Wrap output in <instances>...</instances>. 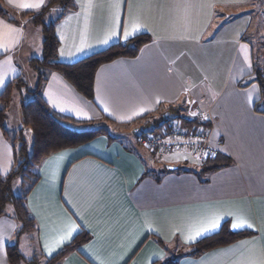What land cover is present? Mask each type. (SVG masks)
<instances>
[{"label":"crops","instance_id":"1","mask_svg":"<svg viewBox=\"0 0 264 264\" xmlns=\"http://www.w3.org/2000/svg\"><path fill=\"white\" fill-rule=\"evenodd\" d=\"M49 1L24 10L18 4L38 0H0L6 11L0 14V43L7 45L0 49V95L16 78L25 83L12 91L0 125V174L14 165L11 137L22 129L27 145L32 142L21 103L36 89L60 115L81 121L106 116L131 128L112 133L113 139L99 135L39 163L38 180L26 196L37 230L17 236L18 223L7 210L0 217V264H10L7 246L14 243L24 258L16 264L30 260L22 252L24 235L30 236L32 257L47 261L81 231L89 239L54 264L165 261L194 243L185 242L191 225L213 214L222 215L221 226L230 229L236 216L243 217L253 227L231 230L253 234L182 256L178 264H264V94L255 80L258 70L264 76V21L249 34L257 19L253 14L263 13L262 7L249 8L252 0H72L73 7L64 10L54 1L44 20L54 22L60 62H75L141 33L150 37L136 56L96 69L89 99L58 71L45 70L40 81L35 61L42 56L43 34L34 15ZM133 25L138 30L125 39ZM7 28L17 32L8 34ZM113 30L116 34L101 43ZM175 107L185 116L189 108L206 113L220 153L216 160L228 164L205 171L202 159L174 153L158 160L137 143L142 130H159L138 119L168 112L173 120ZM132 138L147 153L130 144ZM167 164L178 169L168 171ZM70 222L77 226L72 236L46 251L45 244L51 246Z\"/></svg>","mask_w":264,"mask_h":264},{"label":"trees","instance_id":"2","mask_svg":"<svg viewBox=\"0 0 264 264\" xmlns=\"http://www.w3.org/2000/svg\"><path fill=\"white\" fill-rule=\"evenodd\" d=\"M54 1L62 5L64 10L73 7L72 0H50L40 12L34 15L36 23L41 25L43 34L42 56L39 60L35 61V67L40 75V81L44 80L45 70L58 71L72 82L74 87L85 97L91 99L93 97L96 69L101 64L117 58L136 56L140 47L148 42L150 37L148 34L141 33L125 42L112 43L108 47L93 52L75 62H60L57 58L58 40L54 33V22L45 23L44 20V16ZM0 14L6 15V11L2 6H0ZM259 72V70L256 71L257 76L255 80L259 82L263 95L264 76L260 75ZM247 83L240 85L244 86ZM24 85L25 83L22 79L16 78L0 95V125L4 121L12 91ZM32 94L33 96L29 100L21 103L23 126L32 133L31 150L28 148L23 130L21 129L14 137H11L14 147V165L8 174L4 176L0 174V217L7 214V207L10 205L12 208V217L18 223L17 236L23 233L31 234L37 230L35 221L26 207V196L38 180L37 167L39 163L51 154L63 149L76 147L99 135H106L109 139H113V134L110 131L113 133L115 131L110 129L109 125L122 126L106 116L100 121H81L71 116L60 115L47 106L46 102L39 95L38 89L34 90ZM180 110L179 107H175L170 112L175 114L174 118L181 119L185 124L193 125L197 122L194 118L183 114L180 115ZM167 113L164 112L156 118L151 116V119H145V124H152V127L157 130L163 124L171 121V118L166 116ZM144 118L147 117L144 116L138 119V121ZM152 131L154 130H142L141 132ZM219 154L214 157L202 159L203 170L212 171L228 164L227 161L216 160ZM19 175H22L24 178L22 181L23 192L20 195H14L12 184L13 180ZM251 234H253L251 231H232L227 223H224L215 233L202 237L198 241L187 245L185 248L179 249L174 257L165 261H155L152 264H178V260L182 256H197L209 249L229 244ZM88 239L89 234L86 231H81L74 237L70 244L66 245L59 253L48 259L46 264H54L66 252L77 249L80 244L86 242ZM7 257L10 264H16L24 260L16 243L7 246ZM27 262L37 264L34 259H30Z\"/></svg>","mask_w":264,"mask_h":264},{"label":"built area","instance_id":"3","mask_svg":"<svg viewBox=\"0 0 264 264\" xmlns=\"http://www.w3.org/2000/svg\"><path fill=\"white\" fill-rule=\"evenodd\" d=\"M187 116L197 122L188 125L175 118L170 124H163L157 132H140L136 137L137 143L152 152L158 160L174 153H185L197 159L216 156L219 149L211 139V120L206 113L198 108H189Z\"/></svg>","mask_w":264,"mask_h":264},{"label":"snow or ice","instance_id":"4","mask_svg":"<svg viewBox=\"0 0 264 264\" xmlns=\"http://www.w3.org/2000/svg\"><path fill=\"white\" fill-rule=\"evenodd\" d=\"M43 4V0H38V2L35 3H28V2H22L20 4H18V7L24 10H30V9H37L40 8L41 5ZM139 28V25H133L132 26V30H125L124 36L125 39H127L130 35H132L135 31H137ZM6 32L8 34H12V33H16L17 29H13V28H7ZM115 31H111L108 36L105 37V39L103 41H101V43H106L107 39L110 36L115 35ZM7 47V45L0 43V49ZM63 54V53H61ZM4 84V79L3 77H0V85ZM63 110V109H61ZM107 110V109H105ZM222 215L220 214H213L211 216H208L202 220H200L199 222L193 224L190 226L189 228V232L188 235L185 237V242H195L199 237L212 232V231H217L220 227H221V221H222ZM76 224L70 222L67 227L66 230L58 236V238L56 240L53 241L52 245L49 246V244H45V250L48 252H51L52 249L54 247H59L60 244L66 240H68L73 232L76 230ZM252 228L253 225L251 223H249L246 219H244L243 217L240 216H236L233 219V222L231 223V229L233 230H238L241 228ZM4 245V237L3 235H0V249L3 248Z\"/></svg>","mask_w":264,"mask_h":264},{"label":"rangeland","instance_id":"5","mask_svg":"<svg viewBox=\"0 0 264 264\" xmlns=\"http://www.w3.org/2000/svg\"><path fill=\"white\" fill-rule=\"evenodd\" d=\"M254 6H256L255 7V10L257 12H259V10H260L261 7H262V9L264 11V0L259 1V2L257 0H252L251 3H250V5H249V8H252ZM255 14H257V15H255ZM250 15H251L250 18H252V12H251ZM253 16H256L257 19H256V22H255V26L253 27V29L249 33V34H252V35L255 34V32H256L255 29H257L258 27H260V28L262 27V22L264 21V12L263 13H260V12L259 13H255L254 12ZM49 20L50 19L48 18L47 19V23H49ZM11 114H13V112ZM146 119H148V118H146ZM12 120L14 121V119H12ZM144 122H145V120H144ZM135 125L137 126V122L135 123ZM109 127H110V129H113L115 131V133H124V132L128 131L131 128L130 126L122 127V126H113V125H109ZM110 133H113V132L110 131ZM27 142H28V139H27ZM30 143H29L30 145L28 146L29 149H30V147L32 145L31 138H30ZM131 143L133 144V146L136 149H138L142 153H147L144 148H141L140 146H138L133 141V138L130 141V144ZM14 180H13V184H12L13 194L14 195H20L23 192L22 181L24 180V178L22 177V175H19ZM11 209H12L11 206L8 205L7 210H11ZM23 237H24L23 238V241L24 242L22 241L23 242L22 243V252L26 256V258L36 260L37 264H46L47 261H43V260H40V259L38 260V257L35 256V255L32 257L33 253L31 252L32 251V249H31L32 248V245L30 244V236L24 235ZM22 264H31V263H29V262L26 261V262H24Z\"/></svg>","mask_w":264,"mask_h":264},{"label":"water","instance_id":"6","mask_svg":"<svg viewBox=\"0 0 264 264\" xmlns=\"http://www.w3.org/2000/svg\"><path fill=\"white\" fill-rule=\"evenodd\" d=\"M133 132H136V129H134ZM165 169L168 170V171H171V170L178 169V166L167 164V165H165Z\"/></svg>","mask_w":264,"mask_h":264}]
</instances>
